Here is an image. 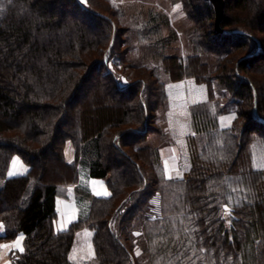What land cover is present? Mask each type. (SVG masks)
I'll return each instance as SVG.
<instances>
[{
	"label": "trees",
	"instance_id": "trees-1",
	"mask_svg": "<svg viewBox=\"0 0 264 264\" xmlns=\"http://www.w3.org/2000/svg\"><path fill=\"white\" fill-rule=\"evenodd\" d=\"M181 1L195 53L135 65L111 0H0V243L24 234L11 264H78L84 228L87 264H264V0H223L218 21L215 0ZM186 79L206 98L189 107L188 176L168 177L148 139L168 83ZM16 157L24 173L11 174ZM82 166L110 195L59 230Z\"/></svg>",
	"mask_w": 264,
	"mask_h": 264
},
{
	"label": "rangeland",
	"instance_id": "rangeland-1",
	"mask_svg": "<svg viewBox=\"0 0 264 264\" xmlns=\"http://www.w3.org/2000/svg\"><path fill=\"white\" fill-rule=\"evenodd\" d=\"M81 1L86 2L87 0ZM111 4L123 13L120 22L121 28H129L125 34V37L128 38L129 46L127 44L124 48H127V58L133 64H155L165 55L177 54L186 58L195 53L191 37L196 29V24L188 16L181 0H111ZM153 17L158 20L159 28L157 29L151 25ZM124 48L119 46L118 50L123 49L124 51ZM213 59L207 56L205 60L214 62ZM131 73V69L127 68L119 74L122 82H127L132 77ZM197 85L193 79L168 83L169 102L166 107L160 109L157 119L162 134L156 136L157 133L152 132L149 136L150 139H148L150 144L162 142L161 144L163 145L168 142V144L176 143L178 147H182L184 138L187 146V136L193 131L192 126L190 130L187 129L188 105H191L193 101L196 102L203 94V88ZM234 116L235 113L233 111L223 115L221 118L222 127L229 126ZM188 118L190 121V114H188ZM256 147L261 146L257 145ZM68 149L73 151V153L75 151L70 145ZM256 151L258 153L259 149ZM15 165V168H19V173L26 166L24 163L19 167ZM65 192V189L62 190V195ZM62 201L64 202L63 206L71 209L74 207L72 201L69 202L64 199ZM57 213L59 218L60 211H57ZM76 219L77 217H75ZM57 224L59 225L58 219ZM3 243H0V247Z\"/></svg>",
	"mask_w": 264,
	"mask_h": 264
},
{
	"label": "crops",
	"instance_id": "crops-1",
	"mask_svg": "<svg viewBox=\"0 0 264 264\" xmlns=\"http://www.w3.org/2000/svg\"><path fill=\"white\" fill-rule=\"evenodd\" d=\"M197 86H201L203 88V94L201 98L197 99V101L205 99V87L200 84H198ZM189 107L190 104L188 105L187 110L188 130H190V127L192 126L191 119L189 121L188 118V114H190ZM182 141L184 143L182 147H178L176 143L165 144L160 147L161 159L165 168V173L168 177L186 178L188 176L191 161L187 153L188 150L184 138ZM66 156L68 161L72 162L75 159V152L73 153V151L69 150L67 147ZM14 164L18 165L17 167H19L22 163L21 160L16 157L11 166V174L20 172L19 168L14 167ZM25 169L27 170L26 166L22 168L21 173H24L26 171ZM65 190V194L62 195L61 193L58 198L57 211L63 212L62 210L65 209V206H63L64 202L62 201L63 199L69 202L72 201L75 217L86 214L93 197H108L110 195V189L108 187L106 178L89 176L86 166H82L79 182L76 185L68 186ZM60 221L62 222V224H60ZM58 222L60 224V226L57 224L58 228L59 230H61L60 228H62V225H64V223L66 222L65 218H58ZM92 234L93 233L89 228L81 229L76 233L74 245L70 253V257L74 262H77L78 264H87L94 256ZM23 239L24 234L19 233L15 239L4 242L1 245L0 264H11L9 258L10 253L14 250L23 249Z\"/></svg>",
	"mask_w": 264,
	"mask_h": 264
},
{
	"label": "built area",
	"instance_id": "built-area-1",
	"mask_svg": "<svg viewBox=\"0 0 264 264\" xmlns=\"http://www.w3.org/2000/svg\"><path fill=\"white\" fill-rule=\"evenodd\" d=\"M65 209L62 210L63 212L59 213V218L64 217L66 221L64 225H62V228H60L61 230L68 228V226L75 220L73 208L71 209L70 207H65ZM60 224H62L61 221H60Z\"/></svg>",
	"mask_w": 264,
	"mask_h": 264
},
{
	"label": "water",
	"instance_id": "water-1",
	"mask_svg": "<svg viewBox=\"0 0 264 264\" xmlns=\"http://www.w3.org/2000/svg\"><path fill=\"white\" fill-rule=\"evenodd\" d=\"M215 2L217 4L216 13H217V21H218L220 16H221V14H222L224 1L223 0H215Z\"/></svg>",
	"mask_w": 264,
	"mask_h": 264
},
{
	"label": "bare ground",
	"instance_id": "bare-ground-1",
	"mask_svg": "<svg viewBox=\"0 0 264 264\" xmlns=\"http://www.w3.org/2000/svg\"><path fill=\"white\" fill-rule=\"evenodd\" d=\"M115 64V63H114ZM114 66V65H113ZM116 69V68H115Z\"/></svg>",
	"mask_w": 264,
	"mask_h": 264
}]
</instances>
